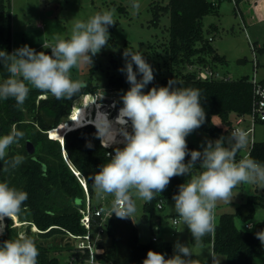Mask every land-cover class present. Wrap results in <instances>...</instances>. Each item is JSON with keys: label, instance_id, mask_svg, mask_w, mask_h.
I'll use <instances>...</instances> for the list:
<instances>
[{"label": "clouds", "instance_id": "clouds-1", "mask_svg": "<svg viewBox=\"0 0 264 264\" xmlns=\"http://www.w3.org/2000/svg\"><path fill=\"white\" fill-rule=\"evenodd\" d=\"M131 8L138 12V0H132ZM116 9L96 12L87 20H75L70 35L53 37L54 43H44L46 51L37 52L24 45L12 53L0 50V64L9 73L0 82V99L12 98L16 107L23 105L32 88L50 93L57 100L72 99L86 86L81 80H73L70 70L82 64L93 63V57L108 46L109 27L116 24ZM125 65L120 69L126 73L130 84L121 97L123 117L131 122L132 131L121 128L123 148H115L109 153L107 163L91 177L97 198L113 197L116 217L130 218L136 211L133 196L147 203L156 198L157 193L166 190L172 178L190 176L178 186L174 194V210L180 221L191 233L192 240L200 245L203 238L215 231V208L218 201L231 203L233 190L241 184L258 185L264 189V164L244 156L236 160L237 152L248 143V132L235 128L227 137L207 140L202 151L189 150L186 137L200 128L206 120V113L200 99V91L194 88L178 87L175 80L167 86L145 87L154 80V70L143 53L126 48L123 52ZM133 65L136 66L134 71ZM137 73L141 78L137 79ZM15 125L10 132L0 136V161L3 170H15L23 157L15 155L10 159L9 148L24 137ZM97 137L107 147L113 140L110 122L101 120L97 124ZM91 148V143L86 145ZM190 159L185 162L186 157ZM199 162L201 171L191 175ZM28 199L26 191L0 181V235L5 229V218L13 219L21 211ZM133 223L134 220H133ZM255 225L249 224L251 230ZM264 245V229L255 233ZM39 249L34 239L23 235L17 239L0 242V264H38ZM142 264H199L193 258L188 244L177 241L174 253L167 257L149 250ZM212 264H215L213 257Z\"/></svg>", "mask_w": 264, "mask_h": 264}, {"label": "trees", "instance_id": "trees-1", "mask_svg": "<svg viewBox=\"0 0 264 264\" xmlns=\"http://www.w3.org/2000/svg\"><path fill=\"white\" fill-rule=\"evenodd\" d=\"M220 1L223 0H216V5ZM239 2L240 0H235V12ZM216 5H213L211 0H168L164 5H152L150 10L153 26L159 23L162 15L169 16L165 50L170 65L194 64L211 67V63L214 65L225 63L224 56L217 54L210 44V39L203 35L202 19L213 13ZM9 8L10 0H0V50L11 53ZM211 28L214 30L215 26L212 25ZM262 49L263 47L257 48L258 51ZM90 72V77L84 82L86 86L72 99L57 100L50 93L44 96L46 93L34 88L30 90L23 110L16 107V101L12 98L0 99V136L8 134L13 125L25 134L19 142L21 152L25 155L23 162L15 170L5 172L4 162L0 161V181H7L10 186L28 193V199L24 202L18 217L20 220L28 221L24 235L32 237L39 249L38 264H60L56 256H49L50 250L63 247L72 251V248L67 242L63 245L55 241L43 243L34 236L46 239L57 234L64 237L66 231L76 234L85 232L79 221L81 217L79 209L85 202L84 189L73 171L78 172L79 177L85 182L90 198L95 193L91 177L99 171L100 165L109 160L106 153L111 148L100 143L97 128L93 125L68 130L64 134L62 129L59 130L64 121L63 117L71 111V107H73L71 114H75L85 109L86 102L93 103L94 94H97L100 86L91 82L93 67ZM8 75L7 69L0 64V82ZM171 79L176 81L178 87H191L200 91L201 103L206 113L205 123L200 129L212 137H227L230 115H241L250 110L252 84L248 75L227 79H198L195 71L189 69L185 72H176L165 79L158 80L154 76L146 90L167 86ZM107 83L115 90H124L130 85L126 75H107ZM213 115H218L224 126L214 124L211 119ZM28 142L33 147L32 152L27 149ZM88 143H91V148L86 146ZM187 146L190 151L194 150L192 144ZM15 155L17 153L13 150L8 151L6 159ZM248 157L264 164V141H254ZM189 159L190 156L186 157L185 162L187 163ZM195 167L191 175L201 171L199 162ZM188 179L190 176L174 177L167 187H170L173 195L177 194L178 186ZM162 198L163 192L157 193L151 203L144 202L140 217L142 221L157 220L155 207ZM255 205L264 207V196L248 195L244 202L236 207L234 213H221L215 223V231L203 238V242L211 243L214 253L225 256V264H252L254 254H264V245H261L255 235L264 229V219L256 221L251 230L245 227L238 228L234 223L235 215L242 221L250 220L254 215ZM4 222L6 230L0 235V242L21 237L18 236L11 219L5 218ZM32 225L37 231L30 230ZM105 233L109 236L110 243L104 245L102 257L113 261L114 264H142L149 250L162 253L166 258L172 256L171 243L154 234L155 240L152 239V235L149 241L139 242L136 228L129 218L120 219L115 214L111 215L105 223ZM190 240L193 241L191 235Z\"/></svg>", "mask_w": 264, "mask_h": 264}, {"label": "rangeland", "instance_id": "rangeland-1", "mask_svg": "<svg viewBox=\"0 0 264 264\" xmlns=\"http://www.w3.org/2000/svg\"><path fill=\"white\" fill-rule=\"evenodd\" d=\"M168 0H138L140 8L138 12L131 8L132 0H10V19H11V53L24 45L35 49L37 52L42 51V44L44 42L54 43L53 37L60 35L68 38L75 20H87L96 12H102L115 8L114 16L116 24L109 27L110 40L107 47L103 48L100 53L95 55L93 63L82 64L70 70L71 78L73 80L87 81L91 75V67H93L91 82L99 87L97 97L94 98V103L91 106H104L106 103H111L116 107L120 106L122 102V95L129 90L130 85L126 86L124 90H115L107 83V75H126L120 69L125 65L123 52L126 48L132 51H139L143 53L146 61L152 66L154 76L156 79H165L176 72H185L189 70L188 64L170 65L168 55L166 53V46L168 41V26L169 16L164 14L160 17L159 23L153 26L151 23L152 5H164ZM233 4L226 1L221 9L222 16L219 18L221 27L212 29V23L215 22L216 16L209 14L204 16L203 35L210 39V44L215 49L217 54L224 56V64L211 63V68L226 75L230 78H237L242 75L252 76L253 73V54L251 43L256 42V47H263L262 51H256V59L258 66L256 67L257 79L264 78V19L261 22L254 23L250 26H241L240 20L231 13ZM214 25V24H213ZM194 65V64H193ZM213 66V67H212ZM134 71L136 66L133 65ZM138 79L141 74L137 73ZM145 87L144 91L147 92ZM48 93L44 94L47 96ZM113 100V101H112ZM80 101V100H77ZM74 102V100H73ZM90 102H86L85 108L89 107ZM73 105V103H72ZM73 109V107H72ZM70 112L63 117V120L68 121ZM72 121H74V114ZM212 122L218 126H224L218 115L212 116ZM230 119H234V115H230ZM111 126L115 127L116 123L111 122ZM128 131L131 132V122L129 123ZM115 125V126H114ZM117 126H121L117 123ZM63 124L60 125L59 130L63 129ZM114 131L116 128H112ZM50 136V132L48 133ZM218 138L212 137L209 133L198 128L186 137L187 144H192L194 150L202 151L203 146H206L207 140H216ZM254 141H264V123L258 122L254 126ZM110 146V145H109ZM123 148L124 144L110 146L111 153L114 154L115 148ZM246 148V147H245ZM13 150L17 155H25L21 152V144L12 145L8 151ZM242 154L246 149L240 151ZM109 157V155H108ZM110 158V157H109ZM199 172V171H198ZM198 173L194 172L193 175ZM258 185L241 184L233 190L234 199L231 203L218 201L215 208V223L221 213H234L236 207L244 202L248 195L263 193ZM85 202L86 193L84 190ZM170 187L163 191L162 205L163 208L155 207V214L158 216L157 220L142 221L140 219L143 212V204L145 201L133 196L136 204V211L133 214V220L130 219L137 231V239L144 243L151 239L154 234L166 240L172 245V255L174 253V244L179 241L182 244H188L192 249L193 258L199 264H212L213 257H215V264H225V256L222 254H213L210 242H201L196 245L190 240V232L185 225L180 221L178 214L174 210V200L172 199ZM92 205H102L104 213H112L113 197L102 196L97 198L96 191L92 197L89 198ZM84 202V204H85ZM178 218L177 224H172V219ZM264 219V207L255 205L254 215L248 221H242L238 215L234 216V223L238 228H244V224L251 222L255 224L256 221ZM12 225L16 227L18 236L24 235V230L28 225V221L20 220L17 216L11 220ZM6 225V222H4ZM6 230V226L4 231ZM30 230L37 231L35 227L30 226ZM43 243L46 241H55L63 245L69 243V247L73 250L77 241L65 239L60 234L41 239V237L34 236ZM100 244L108 245L110 243L109 236L104 232L100 235ZM70 250L61 247L60 249H52L49 256H56L60 264H67Z\"/></svg>", "mask_w": 264, "mask_h": 264}, {"label": "built area", "instance_id": "built-area-1", "mask_svg": "<svg viewBox=\"0 0 264 264\" xmlns=\"http://www.w3.org/2000/svg\"><path fill=\"white\" fill-rule=\"evenodd\" d=\"M233 5L235 4V0H229ZM213 5H216V0H211ZM48 43V42H44ZM43 43V44H44ZM43 44L41 47H43ZM50 44V43H49ZM251 49L253 54V73L252 76L249 77V81L252 84V100L250 105V110L241 115H234V119H230V125L227 131V135H229L235 128H242L248 132V143L246 148L244 147L241 150L246 149V152L242 154L239 150L236 155V160L239 161L244 156H249L250 150L254 143V126L256 123L261 122L264 123V78L257 79L256 77V67L258 66L255 52L257 51V47L255 44L251 43ZM42 51H46L51 54L50 49H44ZM190 70L195 71L196 78L198 79H227L229 78L226 75L220 74L209 65H191L189 66ZM96 95V94H94ZM43 96V95H42ZM73 103V102H72ZM73 109L71 107L70 114L68 116V121H63L65 125L72 121V113ZM70 130L69 127L66 128V131ZM50 132V131H49ZM101 143V139H100ZM102 144V143H101ZM104 146V145H103ZM105 147V146H104ZM109 147V145L107 146ZM75 176L78 178L81 183L83 189L86 193V202L82 208L79 209L81 214L80 223L84 227L85 232L82 234H76L69 231H66L65 239H69L72 241H77L74 250L72 249L70 256L68 257L67 264H114L111 260H105L102 256L104 254V246L100 244V235L105 231V223L110 218L112 213H104L102 205H92L90 203V199L88 196L87 188L85 182L82 178L79 177L78 172L73 171ZM156 207L161 209L163 208L162 200H159L156 204ZM178 218L172 219V224H177ZM251 222L245 223L244 227L248 228V225ZM37 230V229H36ZM152 239L155 240L156 237L153 235Z\"/></svg>", "mask_w": 264, "mask_h": 264}, {"label": "bare ground", "instance_id": "bare-ground-1", "mask_svg": "<svg viewBox=\"0 0 264 264\" xmlns=\"http://www.w3.org/2000/svg\"><path fill=\"white\" fill-rule=\"evenodd\" d=\"M93 98L97 99L96 96H94ZM93 103H94V101H93ZM110 104L111 103H106V104H104V106H91L92 103H90L89 107L85 108L80 113L74 114V118H75L74 121H71L67 125L62 123L64 126V128L62 129V134H64L66 132L67 127H69V129L71 130L75 127H79V126L84 125V124H91L97 128V124L101 120H107L110 123L111 122L116 123V126L114 125L115 127L111 126V124H110V132L113 135V140H112V142L109 143V145L112 147H115L116 145L123 144L120 142L123 139L122 134L120 132V129L123 127V128H126V130L128 131L129 126H127V125H130L129 124L130 121H127V123H125L126 118L123 117L122 112H121L123 105L116 107V106L110 105ZM117 123H120V125H121L119 128L117 127ZM116 127H117V130L114 131V129H112V128H116Z\"/></svg>", "mask_w": 264, "mask_h": 264}, {"label": "crops", "instance_id": "crops-1", "mask_svg": "<svg viewBox=\"0 0 264 264\" xmlns=\"http://www.w3.org/2000/svg\"><path fill=\"white\" fill-rule=\"evenodd\" d=\"M225 2L226 0L220 1L216 5L215 11L213 13H210L216 16L215 22L212 23V25L214 24L216 30H218L219 27L222 28V26L219 25V23H221L219 21V18H221L222 16L221 13L223 10L221 9V7ZM231 13L235 17L238 16L241 26L244 25V27L250 26L257 22H261L264 19V0H240L236 12L234 11L233 5ZM254 44H256V42ZM117 127L119 128L120 126ZM257 195L264 196V192ZM213 254L216 255L217 253L213 252ZM252 264H264V254H254L252 257Z\"/></svg>", "mask_w": 264, "mask_h": 264}, {"label": "water", "instance_id": "water-1", "mask_svg": "<svg viewBox=\"0 0 264 264\" xmlns=\"http://www.w3.org/2000/svg\"><path fill=\"white\" fill-rule=\"evenodd\" d=\"M27 149H28L29 152H32L33 151V147H32V145H31L30 142L27 143ZM62 151H63V147H62Z\"/></svg>", "mask_w": 264, "mask_h": 264}, {"label": "snow or ice", "instance_id": "snow-or-ice-1", "mask_svg": "<svg viewBox=\"0 0 264 264\" xmlns=\"http://www.w3.org/2000/svg\"><path fill=\"white\" fill-rule=\"evenodd\" d=\"M75 119V118H74Z\"/></svg>", "mask_w": 264, "mask_h": 264}]
</instances>
